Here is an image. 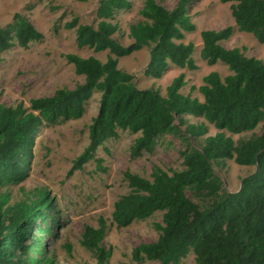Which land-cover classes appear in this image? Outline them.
Here are the masks:
<instances>
[{"label":"trees","instance_id":"16d2710c","mask_svg":"<svg viewBox=\"0 0 264 264\" xmlns=\"http://www.w3.org/2000/svg\"><path fill=\"white\" fill-rule=\"evenodd\" d=\"M195 0H180L172 9L156 0H144L138 11L141 20L129 25L132 42L122 46L113 38L119 31L116 18L132 10L130 0H100L95 11L96 26L77 25L76 45L95 53L108 52L103 63L95 57L66 55L83 82L73 90L59 89L50 97L30 101L29 107L0 104V189L21 184L28 177L37 134L47 127L80 119L85 105L100 94L98 110L89 126L88 146L74 161L80 169L93 152L120 132L136 138L131 157L152 153L158 140L178 134L184 127L188 138H204L194 148L180 152L182 168L166 172L152 167L146 179L129 172L124 181L129 192L113 205L111 223L117 229L145 221L161 213L154 225L157 240L140 244L131 252V263L180 264L193 253L196 264H264V61L246 57L240 48H224L221 43L233 35V28L201 32L200 58L207 65L217 62L230 74L222 78L211 72L202 79L198 93L202 101L183 95L184 75L175 77L165 96L154 88L139 90L133 76L118 68L120 58L146 47L149 61L143 75L161 79L171 65L194 70V46L184 43L185 34L196 27L189 8ZM231 3V15L239 32L264 44V0H221ZM42 35L23 17L0 29V54L16 42L20 47L40 41ZM185 117L204 120L219 132L207 136L205 124H192ZM260 134L234 141L231 135ZM234 161L253 166L255 171L241 179L239 189L230 193L215 175L214 161ZM192 196L195 201L190 197ZM45 190L10 204L9 192L0 194V264H55L47 239L56 238L59 212ZM107 225L85 226L82 247L108 264L111 252L102 246Z\"/></svg>","mask_w":264,"mask_h":264},{"label":"rangeland","instance_id":"374dc122","mask_svg":"<svg viewBox=\"0 0 264 264\" xmlns=\"http://www.w3.org/2000/svg\"><path fill=\"white\" fill-rule=\"evenodd\" d=\"M99 1L0 0V29L23 17L42 35L40 41L30 42L26 47L14 42L13 47L0 54V104L11 107L21 104L28 108L33 99L50 97L59 89L73 90L83 82V77L75 74L66 55L95 57L103 63L106 61L107 51L95 53L88 48L79 49L75 28L66 27L75 20L77 25L96 26L95 11ZM143 1L130 0L132 10L116 18L119 31L113 38L122 46L132 42L128 37V28L141 20L138 11ZM156 1L172 9L180 0ZM230 5L221 0H195L189 8L196 29L191 34H185L183 42L194 46L192 59L196 69H180L171 65L161 79L146 78L143 75L149 61V49L146 47L120 58L118 68L133 76L137 89L154 88L162 96H165L166 87L171 81L183 74L185 86L180 92L202 101L198 88L202 85L203 77L211 72H217L222 78L230 74L227 67L219 62L209 66L201 60L202 31L232 27V37L221 45L226 49L240 48L246 57L264 61V44L258 43L252 35L238 31ZM99 99L98 93L92 96L80 119L47 127L37 134L28 177L17 186L0 189V194L9 192L10 204L40 190L48 192L59 212V227L52 231L56 238L47 239L48 250L54 255L55 264H96L92 254L82 247L81 236L85 226L97 228L100 220L108 227L102 242V246L111 252L108 264L131 263V252L135 247L157 240L158 233L154 225L161 223V213L157 212L145 221L135 222L122 229L112 225L111 214L115 201L129 192L124 173L149 179L154 166L166 172L178 171L182 168L180 152L186 146L198 148L203 144L204 138L190 139L184 127L180 126L178 134L161 137L152 153L132 158L131 147L136 136L120 132L116 139L97 148L88 163L80 169H72L74 161L88 146L89 126L97 114ZM185 120L192 124L207 125V136L219 132L204 120L192 117H185ZM261 126L241 135L224 133L238 141L260 134ZM212 168L222 181L223 188L230 193L239 189L241 179L255 171L253 166H240L232 160L214 161ZM189 197L195 201L190 194ZM142 264L156 263L145 261ZM180 264H196L193 253H189Z\"/></svg>","mask_w":264,"mask_h":264}]
</instances>
